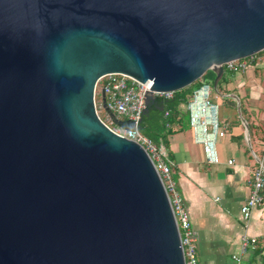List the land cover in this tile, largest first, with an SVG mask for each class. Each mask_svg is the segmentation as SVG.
Masks as SVG:
<instances>
[{
	"label": "water",
	"instance_id": "1",
	"mask_svg": "<svg viewBox=\"0 0 264 264\" xmlns=\"http://www.w3.org/2000/svg\"><path fill=\"white\" fill-rule=\"evenodd\" d=\"M262 51L264 0H0V264H184L162 180L95 84L150 82L144 116Z\"/></svg>",
	"mask_w": 264,
	"mask_h": 264
},
{
	"label": "crops",
	"instance_id": "2",
	"mask_svg": "<svg viewBox=\"0 0 264 264\" xmlns=\"http://www.w3.org/2000/svg\"><path fill=\"white\" fill-rule=\"evenodd\" d=\"M259 60L257 67H264V55ZM234 78L231 94L228 91L225 94L235 103L232 96L239 99L240 114L237 103L224 106L216 95L210 96V101L218 105L220 128L225 130L224 137L216 139L218 163L206 162L203 147L193 140L188 116L187 127L181 126L166 143L173 162L171 177L183 199L196 239L197 264H232L231 256L239 253L240 239L245 234L257 240L258 249L243 256L240 264H264V201L252 211L247 222L240 215L250 192L251 172L261 154L264 89L258 83L249 88L252 91L246 87L245 92H240L233 88L240 87L242 79ZM206 83L213 91L212 84ZM258 107L261 110L256 114ZM230 160L232 165L227 164Z\"/></svg>",
	"mask_w": 264,
	"mask_h": 264
},
{
	"label": "built area",
	"instance_id": "3",
	"mask_svg": "<svg viewBox=\"0 0 264 264\" xmlns=\"http://www.w3.org/2000/svg\"><path fill=\"white\" fill-rule=\"evenodd\" d=\"M254 56L227 62L223 67L229 72L245 74L254 62ZM151 84H141L137 80L122 74H109L101 77L94 87V105L98 116V109H106L111 120H119L124 126H108L118 137L127 139L141 146L149 156L154 168L158 172L170 206L176 219L181 247L183 251L184 264H197L196 239L191 231L188 214L183 205V199L176 190L175 182L171 177L173 162L169 158L167 147L162 143H154L145 137L140 131V124L143 117L145 99L151 92L147 87ZM99 88L100 95H104V102L96 105L95 97ZM210 85L206 82L193 92L185 110L188 114L189 127L193 140L203 147L205 160L208 164L218 163L216 151V139L223 138L225 130L220 128L218 120V105L210 101ZM153 96L163 99H172L173 92L156 93ZM168 113H165L167 115ZM99 117V116H98ZM264 123V113L261 116ZM261 154L256 161V167L251 172V188L247 199L240 208V215L244 222H247L252 211L259 207L264 201V130L260 138ZM232 165L233 161L227 162ZM258 249L257 240L243 235L240 239L239 253L231 256L232 264H240L243 256Z\"/></svg>",
	"mask_w": 264,
	"mask_h": 264
},
{
	"label": "trees",
	"instance_id": "4",
	"mask_svg": "<svg viewBox=\"0 0 264 264\" xmlns=\"http://www.w3.org/2000/svg\"><path fill=\"white\" fill-rule=\"evenodd\" d=\"M264 51L258 53L254 56V62L251 64L252 67H256L257 65V57L261 55ZM236 76L240 75V73L236 72H229L224 69V73L222 78L219 82H223L226 80L228 76ZM215 79V74L212 71H207L204 76L199 79L198 81L194 82L190 86L173 93L172 99H163L155 97L154 104L150 107L149 112L142 117L141 124H140V131L141 133L149 138L154 143L162 142L166 147V143L168 138L176 133L177 131L181 130V123L183 115L186 117L188 116L185 107L192 97V94L195 90H197L203 82H209L213 85ZM212 81V83H211ZM216 86V92H218V84ZM241 112H242V105L240 104ZM160 108L162 110L160 111ZM165 113H168L165 115ZM110 118H114L111 117ZM262 121V120H261ZM179 127L178 130H174L173 128Z\"/></svg>",
	"mask_w": 264,
	"mask_h": 264
},
{
	"label": "rangeland",
	"instance_id": "5",
	"mask_svg": "<svg viewBox=\"0 0 264 264\" xmlns=\"http://www.w3.org/2000/svg\"><path fill=\"white\" fill-rule=\"evenodd\" d=\"M262 55H264V52L257 57V59H256L257 63H258V61H261V60H259V58H261ZM236 76H237V78L242 79V85L240 87L235 86V88H233V89H236L240 92H245L246 87H248V90L250 92V91H252V89L250 90L249 88L251 86L256 87L258 85V83L261 84V86L264 89V67H257V66L252 67V68L250 67L246 70L245 74H240V75H236ZM224 82H225L224 84L222 81L219 82L218 92L213 90V91H211L210 95L212 97L214 95H216L218 98H220V100L223 101L224 106L228 105L229 102H232L236 105V103L234 101H232L231 98H228L227 94H225L226 91H228L229 94H231L229 89H230V86L236 82V79L234 78V76H228V77H226V80ZM209 83H210V81H209ZM211 83H212V81H211ZM95 101H96V105H98L101 102V95H100L99 88H97ZM259 108L260 107H258V109H255L256 114L258 113V111L260 112L261 109H259ZM262 109H264V105H263ZM98 116L108 126L113 127V125H114L113 121L111 120L109 114L104 109H98ZM187 123H188L187 117L185 115H183L181 126L186 128Z\"/></svg>",
	"mask_w": 264,
	"mask_h": 264
},
{
	"label": "flooded vegetation",
	"instance_id": "6",
	"mask_svg": "<svg viewBox=\"0 0 264 264\" xmlns=\"http://www.w3.org/2000/svg\"><path fill=\"white\" fill-rule=\"evenodd\" d=\"M115 125V124H114Z\"/></svg>",
	"mask_w": 264,
	"mask_h": 264
}]
</instances>
